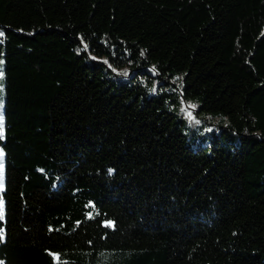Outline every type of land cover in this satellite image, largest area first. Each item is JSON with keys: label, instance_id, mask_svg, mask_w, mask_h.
<instances>
[{"label": "trees", "instance_id": "16d2710c", "mask_svg": "<svg viewBox=\"0 0 264 264\" xmlns=\"http://www.w3.org/2000/svg\"><path fill=\"white\" fill-rule=\"evenodd\" d=\"M0 33L1 264H264V0H0Z\"/></svg>", "mask_w": 264, "mask_h": 264}, {"label": "snow or ice", "instance_id": "6c2138e0", "mask_svg": "<svg viewBox=\"0 0 264 264\" xmlns=\"http://www.w3.org/2000/svg\"><path fill=\"white\" fill-rule=\"evenodd\" d=\"M0 35H2V33H0ZM0 63H2V61H0ZM3 77V71L0 70V79H2ZM2 87V86H0ZM3 117L0 116V138L3 137ZM2 157H3V153L0 152V188L3 187V162H2ZM3 218V205H2V201H0V219ZM2 234H0V239H2Z\"/></svg>", "mask_w": 264, "mask_h": 264}, {"label": "rangeland", "instance_id": "374dc122", "mask_svg": "<svg viewBox=\"0 0 264 264\" xmlns=\"http://www.w3.org/2000/svg\"><path fill=\"white\" fill-rule=\"evenodd\" d=\"M0 116L3 117V104H2V100L0 99ZM188 119V118H187ZM216 118H212L210 119L211 124H209L208 126L206 125V129H210L213 127V125L216 123ZM190 122V119H188V122L186 123V125L188 126ZM1 152V151H0ZM1 234V231H0ZM1 264V263H0Z\"/></svg>", "mask_w": 264, "mask_h": 264}]
</instances>
